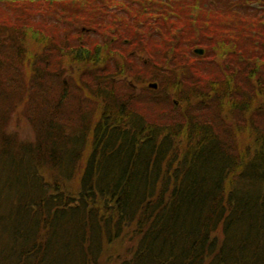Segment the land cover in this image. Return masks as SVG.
<instances>
[{
    "label": "trees",
    "instance_id": "obj_1",
    "mask_svg": "<svg viewBox=\"0 0 264 264\" xmlns=\"http://www.w3.org/2000/svg\"><path fill=\"white\" fill-rule=\"evenodd\" d=\"M13 27L0 264H264V0H4L0 36ZM68 65L85 69L69 89ZM138 71L171 74L190 116L148 119L120 87ZM20 108L34 142L6 133Z\"/></svg>",
    "mask_w": 264,
    "mask_h": 264
},
{
    "label": "rangeland",
    "instance_id": "obj_2",
    "mask_svg": "<svg viewBox=\"0 0 264 264\" xmlns=\"http://www.w3.org/2000/svg\"><path fill=\"white\" fill-rule=\"evenodd\" d=\"M0 2H4V0H0ZM6 16L10 17L12 19V21L15 22L16 16L14 14L7 13ZM4 26H6V25L4 24ZM6 29L8 31L5 32L4 34L1 33L2 35L0 36V40H1L2 36H7V35L11 36V37H15V34H16L19 37V34L17 32H15L16 27L6 28ZM20 32H24V31H20ZM33 45H34V47L38 48L37 50H42L41 45H37L36 43H33ZM31 50L34 52L35 48L31 47ZM34 55L37 56V53H35ZM138 62L140 63L141 60L138 59ZM145 63L151 64V66H153L152 64H154L153 62L146 61V60H145ZM164 66L165 65H163V67H159V66L155 67V71H157V72H162V71L170 72V70ZM66 69H67V71H66V73L62 79L64 84H65V87L69 89L70 84L73 81H74V83H78L80 85L81 81H80L79 76H81V73H83V70H85L83 68V66H81V65H78V66L77 65H68ZM139 74H140V72L138 71L137 73H135L133 75H130L127 77H122L120 81H122L123 83L121 84L120 87H121V91L124 93L130 92L128 88H125V90H124V86L125 87L133 86L134 87L135 94H136V96H138V99H137L138 103H139L138 108L141 111H143V113L145 115H148V119L154 120L157 118L155 116L159 114L160 116H163L167 119H170L169 116L171 115V118L176 117L177 119L184 121L186 116H190L186 110H184V111L182 110V107H184V106H182V101L174 98L173 94L170 92V88L166 89V87L170 84L171 80L173 79V76L171 74L162 75V76H164L163 82L161 81V79H159V77L157 79H154V80L151 79L155 75L154 71H152V73H149L148 75H146L144 72L141 73L140 75ZM137 78H139V80H137ZM117 80H119V79H117ZM150 83H156L159 86V88L156 90L148 89L147 85ZM249 93H250V91L247 90V94H249ZM155 99H156V102L154 101ZM195 103H197V101L193 102V104H192V109H191L192 115H197V117H199L200 119L205 118V117L208 118L210 116V112L205 111L204 109H200V111L197 112L195 110V106H196ZM171 105H174V111L173 112L170 109ZM204 106H207V105H204ZM211 108H213L212 104H211ZM212 117L217 118V119L220 118L219 116L217 117L213 113H212ZM238 120L243 121V119L241 117L238 118ZM225 122L228 123V121L226 119H225ZM34 129L35 128L31 125L29 120L25 116H23L22 109L20 108L11 116L10 121L8 123V127L6 128V133H7V135L14 136L15 138H17L18 140H20L22 142H34L35 141V130ZM222 136L225 139H227V137H228V135H226L225 133H222ZM241 137H242V139H239V140L242 141V145L246 144V143L251 145V141L249 140V138L246 134H242ZM116 252L120 253V249H118V246L114 247L111 250V254L106 255L105 258L110 260L112 254L116 253Z\"/></svg>",
    "mask_w": 264,
    "mask_h": 264
},
{
    "label": "water",
    "instance_id": "obj_3",
    "mask_svg": "<svg viewBox=\"0 0 264 264\" xmlns=\"http://www.w3.org/2000/svg\"><path fill=\"white\" fill-rule=\"evenodd\" d=\"M197 53L201 54L199 51H197ZM150 88H156V85H150Z\"/></svg>",
    "mask_w": 264,
    "mask_h": 264
}]
</instances>
